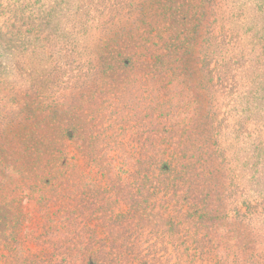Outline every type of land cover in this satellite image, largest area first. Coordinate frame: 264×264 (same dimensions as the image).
Listing matches in <instances>:
<instances>
[{
  "label": "rangeland",
  "instance_id": "374dc122",
  "mask_svg": "<svg viewBox=\"0 0 264 264\" xmlns=\"http://www.w3.org/2000/svg\"><path fill=\"white\" fill-rule=\"evenodd\" d=\"M136 1L0 0V78L10 72L1 51H14L11 68L22 86L92 122L79 127L101 133L97 141L115 149L110 156L121 147L138 155L155 148L142 160L164 151L171 169L164 188L153 190L149 179V194L120 192L115 211H85L82 221L92 229L105 222L104 235L97 233L104 239L136 242L133 264H207L214 257L218 264H264V223L234 217L248 204L264 208V0H142L145 13L122 9ZM70 34L91 53L67 58L52 77L56 58L40 48L51 42L34 37L60 48ZM139 43L166 55L160 83H96L101 58ZM11 199L0 211V264L4 257L6 264H71L73 236L66 223L57 232L58 203L49 208L55 222L45 223L35 206L24 209L29 217L20 214L21 226ZM110 248L107 242L102 264H112Z\"/></svg>",
  "mask_w": 264,
  "mask_h": 264
},
{
  "label": "trees",
  "instance_id": "16d2710c",
  "mask_svg": "<svg viewBox=\"0 0 264 264\" xmlns=\"http://www.w3.org/2000/svg\"><path fill=\"white\" fill-rule=\"evenodd\" d=\"M77 1L82 5L95 4L94 0ZM132 7L131 13L146 11L142 0L122 9ZM263 11L264 9L260 11L261 14ZM70 35H66L68 43L62 44L60 48H57L56 42L52 43L53 39L34 37L38 42H51L46 49L45 45L40 48L42 53L56 58L52 77L57 76L55 74L59 73L61 66H67V58L81 59L84 54L86 56L91 53H85L87 48L81 45L82 41L77 34ZM121 36L126 37V43L134 41L129 35H119V39H122ZM143 44H138L142 47L126 46L117 53H108L107 57L101 58L103 71L96 83L100 82L102 85L104 77L113 82L132 77L138 79L141 87L154 81L160 83L158 78L164 73L166 55L163 51L146 48ZM16 45L19 47V43ZM14 53L11 50L1 51V55H5L10 61V72L6 79L0 78V106L3 107L0 108V211L6 210L9 206L7 200L12 198L11 206L16 205L12 218L16 217L18 220L21 215L29 217V211L23 212L24 209L39 206L33 213H39L45 223H51L55 221L49 216V208L58 203L62 214L57 232L60 233L66 223L69 235L73 236L71 264H102L105 255L103 249L107 242L111 246L109 254L113 257L112 264H119L117 257L122 256L123 248L126 250L125 264H133L132 254L138 250L136 242L129 237L120 244V237L115 238L112 234L104 239L101 236L104 235L102 230L105 222L103 225H94L92 229L88 226V221L84 224L82 221L85 211H90V215L102 209L115 211L120 192L128 197L132 196L135 189L137 192L134 195L149 194L151 189L147 188L146 183L149 179H153V190L161 186L164 188L167 175L171 172L164 151L158 149L161 159L152 156L142 160L143 156L155 148L148 147L138 155L134 147L131 149L132 154L121 147L117 150L119 153L110 156L115 149L97 141L101 133L85 132L79 127L82 122L72 114L71 108L59 111L57 100L53 101L50 96L38 95L31 88L28 90L22 86L23 79L16 77L11 68ZM18 54L23 60L26 52L21 49ZM16 61V68H19L23 62L18 58ZM86 62L93 60L87 59ZM109 70L113 73L109 74ZM62 74L58 80L62 79ZM5 108L9 110L1 118V112ZM82 124L92 126V122L88 125L86 120ZM93 128H97V125ZM80 139L82 145L77 143ZM121 175L124 177L121 178ZM260 181L264 184V178ZM260 181L256 184L259 185ZM133 205L132 203L131 206ZM234 217L249 222L254 220L261 226L264 223V208L259 211L257 206L248 204L245 212L236 210ZM4 220L7 218L4 217ZM19 221H16L17 224L22 226ZM259 230L264 232L262 226ZM201 254L211 255L209 251ZM214 258L208 259L207 264H218ZM3 259L6 264V257ZM214 260L216 262L213 263Z\"/></svg>",
  "mask_w": 264,
  "mask_h": 264
}]
</instances>
